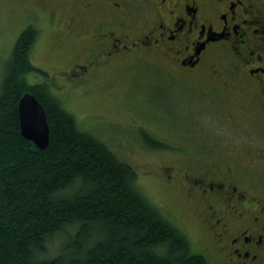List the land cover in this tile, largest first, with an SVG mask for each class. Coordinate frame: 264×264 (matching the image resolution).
I'll list each match as a JSON object with an SVG mask.
<instances>
[{"label": "flooded vegetation", "instance_id": "obj_1", "mask_svg": "<svg viewBox=\"0 0 264 264\" xmlns=\"http://www.w3.org/2000/svg\"><path fill=\"white\" fill-rule=\"evenodd\" d=\"M63 2L76 4L68 31L76 30L77 21L88 44L56 78L82 84L120 60L153 56L184 78H205L217 90L240 92L235 112L244 144L233 150L239 157L231 155L224 164L164 163L161 171L185 188L190 211L209 238L210 245L200 241L201 246L215 251V264H264V0ZM214 140L200 150L232 154Z\"/></svg>", "mask_w": 264, "mask_h": 264}, {"label": "trees", "instance_id": "obj_2", "mask_svg": "<svg viewBox=\"0 0 264 264\" xmlns=\"http://www.w3.org/2000/svg\"><path fill=\"white\" fill-rule=\"evenodd\" d=\"M37 36L33 25L19 33L0 83V264H208L140 188L135 168L82 130L45 80L28 81L47 76L32 62ZM25 92L44 107V149L20 133ZM139 134L149 148H166Z\"/></svg>", "mask_w": 264, "mask_h": 264}, {"label": "rangeland", "instance_id": "obj_3", "mask_svg": "<svg viewBox=\"0 0 264 264\" xmlns=\"http://www.w3.org/2000/svg\"><path fill=\"white\" fill-rule=\"evenodd\" d=\"M75 9V2L65 4L63 0H0V83L15 39L27 25H33L38 36L31 52L32 62L47 76L29 74L28 81L35 84L45 80L82 130L102 139L119 159L133 166L140 188L181 230L191 251L203 255L208 264H215V251L201 246L200 241L210 245L209 238L190 211L194 207L185 188L165 180L161 166H186L198 161L224 164L231 155L233 159L239 157L233 150L244 144L241 118L235 112L236 102L241 104L240 92L217 90L205 78H184L176 70L167 69L169 64L164 59L153 56L143 61L120 60L82 84L56 78V72L79 59L88 44L77 21L76 30L68 31ZM140 129L167 148L146 146ZM209 139L223 141L232 154L200 150ZM180 146L184 149L175 151L174 147ZM249 172H253L252 167ZM57 244L55 241L48 246L50 257L56 253Z\"/></svg>", "mask_w": 264, "mask_h": 264}, {"label": "water", "instance_id": "obj_4", "mask_svg": "<svg viewBox=\"0 0 264 264\" xmlns=\"http://www.w3.org/2000/svg\"><path fill=\"white\" fill-rule=\"evenodd\" d=\"M17 110L21 135L38 149L46 148L49 126L41 102L31 92H25L19 99Z\"/></svg>", "mask_w": 264, "mask_h": 264}]
</instances>
